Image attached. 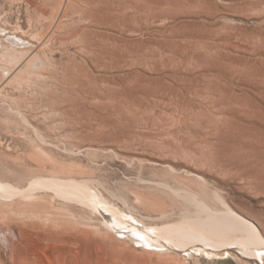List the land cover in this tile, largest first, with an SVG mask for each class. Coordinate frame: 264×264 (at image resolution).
<instances>
[{
    "label": "rangeland",
    "instance_id": "1",
    "mask_svg": "<svg viewBox=\"0 0 264 264\" xmlns=\"http://www.w3.org/2000/svg\"><path fill=\"white\" fill-rule=\"evenodd\" d=\"M0 43V184L32 189L0 194V264H264L145 247L101 212L145 230L217 195L264 237V0H0ZM54 177L100 207L34 188Z\"/></svg>",
    "mask_w": 264,
    "mask_h": 264
},
{
    "label": "bare ground",
    "instance_id": "2",
    "mask_svg": "<svg viewBox=\"0 0 264 264\" xmlns=\"http://www.w3.org/2000/svg\"><path fill=\"white\" fill-rule=\"evenodd\" d=\"M13 49L14 48H12V50ZM6 51L8 52V49ZM7 52H3V54ZM14 52H13L14 54L21 53L20 51L18 52L14 51ZM22 52L27 53L24 51ZM13 55L11 56L13 57ZM34 56L36 55L33 53L29 54L28 52L23 58L21 57L22 59H20L19 62L18 61L16 62L17 64L16 66H14L15 68L7 71V78H8L7 80L14 79L20 73L24 72V70L29 66V64L33 62ZM50 184L52 188L56 191V193L64 192V194L66 195L68 194L66 198L67 200L72 199L77 202L79 201L78 199H80L81 201L79 202L89 205L97 204V206L100 207L99 206L101 204L100 200L97 198V195H95L96 193L94 192V189L92 191L91 188L88 186L89 184L88 185L86 184V181L85 182H81V181L77 182L75 180L63 181L57 177H54V179H51L46 182L44 181L42 183L41 182L38 183L37 180L36 183L35 182L33 183L34 188L36 187V189L37 187L39 188V186L42 188L44 187L47 188L48 185ZM8 185L6 186L5 184H0V191L1 189L6 188L5 191H2L0 194L1 196L7 199L17 195L28 196L32 192V189L15 190L14 188L13 189L11 188L12 191L10 189L7 190L10 187ZM30 187L33 188L32 185ZM76 196L77 198L78 196L80 198L76 200L75 199ZM215 197L217 198V200H219L220 204L223 206V210L214 209L208 206L205 202L198 200V198L195 195L191 194L190 199L191 202L194 204L196 210H194V212L191 214L188 213L184 215L179 224L177 223L173 225H164L161 227H153L151 229H145V230L142 228L135 229L134 227L133 228L130 227V229H125V227L122 226L124 224L121 222L122 217L118 215H114L115 214L114 212H113L114 214L113 213L111 214L110 212L112 211L107 212L109 211V209L105 207L104 209L107 213L106 212L104 213V211L101 210V212H103L102 215L106 220V223H103V225L105 224L107 229H109L113 233L115 234L118 233L120 236L126 235L129 238L131 237L136 243L145 245V247L168 248L170 246L175 251L177 250L179 252H183L184 254L185 253L191 254L192 251L195 253L210 252V254L215 253L216 255L221 257L224 255H228L229 253H233L234 250H238L239 252L242 251L244 253H247L246 256L250 260L253 261H256L257 259L259 260L260 258L258 255H261V253L264 252V237L260 232L258 226L253 221L243 217L242 215L238 214L233 209L228 207L219 196L216 195ZM102 201H104V199ZM104 202L107 203L106 201ZM127 223L128 222H126V224ZM81 235L84 236V234L79 231H77L73 235V240L75 241L76 244L80 242V239L82 237ZM95 247L96 245L92 244V249L95 250L96 249ZM78 250H79L78 248H75L74 252L75 251L77 252ZM132 264H141V263H136L132 261Z\"/></svg>",
    "mask_w": 264,
    "mask_h": 264
}]
</instances>
